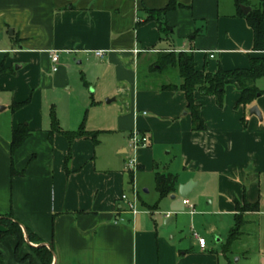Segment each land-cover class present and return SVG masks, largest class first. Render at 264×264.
<instances>
[{
    "label": "crops",
    "instance_id": "crops-1",
    "mask_svg": "<svg viewBox=\"0 0 264 264\" xmlns=\"http://www.w3.org/2000/svg\"><path fill=\"white\" fill-rule=\"evenodd\" d=\"M169 1L0 0V214L12 212L44 246L53 244V264H230V254L264 264L262 79L255 83L262 95L248 107L236 106L241 92L234 84L222 107L196 92L205 129L194 131L178 70L158 66L162 54L182 52L197 71L215 73L245 69L262 54L252 50V31L236 16L234 0H177L180 7L161 19L163 33L148 11ZM253 106L261 120L249 114ZM52 112L61 131L83 127L97 133L96 142L50 138ZM20 125L31 134L11 155ZM133 132L149 145L133 152ZM130 158L134 174L126 169ZM155 172L177 178L175 192L162 200ZM189 181L195 186L181 198L178 188ZM131 188L138 193L135 216L121 200ZM245 203L259 210L240 214ZM239 215L241 234L229 245ZM245 237L251 249L240 247ZM15 245L12 237L0 244L4 264H19ZM29 253L25 246L20 255Z\"/></svg>",
    "mask_w": 264,
    "mask_h": 264
},
{
    "label": "trees",
    "instance_id": "trees-1",
    "mask_svg": "<svg viewBox=\"0 0 264 264\" xmlns=\"http://www.w3.org/2000/svg\"><path fill=\"white\" fill-rule=\"evenodd\" d=\"M237 10L236 16L245 20L247 26L253 34L252 50L261 53L262 55L252 57L249 60V65L245 69L223 70L218 68L215 73H208L204 70L197 71L191 54H162L161 60L158 62L159 70L162 71L167 67H174L178 70L181 84L178 87L185 94L187 101V111L191 116L192 128L194 131H203L205 129L203 120L200 117L199 107L195 104L194 95L198 92L202 96H211L216 100V104L222 107L224 101L225 88L229 84H234L239 87L241 96L236 103V106H250L262 92L258 90L255 83L259 79H264V0H259L256 4H251L249 0H234ZM241 6H249L251 8L248 14H243ZM177 0H170L168 5L161 10L148 11V21H155L161 32L165 33L166 25L161 19L166 13L179 8ZM6 72L3 64L0 65V74ZM28 104V101L23 103H15L11 106V111L16 112ZM54 133H61L71 143L75 138L89 136L91 140L96 142L97 133H88L81 127L76 132L61 131L59 123L54 112L51 113V129L49 137ZM30 131L26 125H20L12 134L11 139V155L26 141L30 136ZM177 178L172 174H161L155 172V187L159 194V199L175 192ZM156 206L151 207L155 209ZM259 204L253 205L244 204L242 207H237L240 214L246 212H257ZM241 215L236 217L235 226L229 233L228 243L230 245L241 234L242 229ZM0 244L7 238L12 237L16 240L14 248V258L19 264H33L36 259L39 264H53L54 248L53 244L49 247L43 245V242L33 234L28 228L23 227L13 216L12 212L0 214ZM33 244L35 246L30 245ZM28 247L29 254L21 257L20 252L23 247ZM228 247V246H227ZM0 264H4L3 256L0 253Z\"/></svg>",
    "mask_w": 264,
    "mask_h": 264
},
{
    "label": "built area",
    "instance_id": "built-area-1",
    "mask_svg": "<svg viewBox=\"0 0 264 264\" xmlns=\"http://www.w3.org/2000/svg\"><path fill=\"white\" fill-rule=\"evenodd\" d=\"M96 57L103 59L104 58V52L102 51H96L93 53ZM214 56L211 54L210 58L212 59ZM51 61L54 65H57L59 62V54L56 52L51 53ZM130 149L135 152L138 149L145 148L149 145L148 138L140 134L138 132H133L130 136ZM127 171L131 172L132 174L136 173L137 171V163L133 158H130L127 162L126 166ZM121 200L125 203L127 210L132 215H137L139 212L138 210V193L134 188H131L129 193L123 194L121 196ZM184 205L188 206V202L185 200L183 201ZM190 209L191 214L194 212V209L191 206H188ZM196 240L198 241V244L200 248H205V240L199 238L198 236H195Z\"/></svg>",
    "mask_w": 264,
    "mask_h": 264
},
{
    "label": "water",
    "instance_id": "water-1",
    "mask_svg": "<svg viewBox=\"0 0 264 264\" xmlns=\"http://www.w3.org/2000/svg\"><path fill=\"white\" fill-rule=\"evenodd\" d=\"M241 10L243 12V14H248L251 10L250 7H246V6H241ZM249 114L251 116H255L257 117L259 120L262 119L261 117V113L259 112L258 108L256 106H253L250 110H249ZM195 186V183L193 181H189L187 182L186 184L184 185H180L179 188H178V195L181 197V198H185L188 196V194L192 191L193 187ZM173 197V196H172ZM169 222L166 221L164 224H167ZM31 245V244H30ZM33 246V245H31Z\"/></svg>",
    "mask_w": 264,
    "mask_h": 264
},
{
    "label": "rangeland",
    "instance_id": "rangeland-1",
    "mask_svg": "<svg viewBox=\"0 0 264 264\" xmlns=\"http://www.w3.org/2000/svg\"><path fill=\"white\" fill-rule=\"evenodd\" d=\"M172 69H170V74L172 75H170L171 77H172V81H175V72L173 73V71H171ZM257 84H259V86H264V79H262L261 81H259V83H257ZM140 194H141V196L143 197V193H142V191L140 190ZM153 194H154V196L156 197L157 195H156V193H154L153 192ZM140 210H143V209H140ZM144 211V210H143ZM188 223H189V221H187L186 223H185V225L183 226V228H182V230L184 231V232H187L188 231ZM214 241V238L213 239H211V242H213ZM241 248L242 247H247V248H249V249H251V243H252V241H251V238H247V237H245V238H243L242 240H241ZM246 243V245H244ZM242 245H244V246H242ZM253 246V245H252ZM241 248H240V250H241ZM239 257V255H233V254H230L229 255V261H230V264H246V261L245 260H242V261H240V262H236V260H237V258Z\"/></svg>",
    "mask_w": 264,
    "mask_h": 264
}]
</instances>
